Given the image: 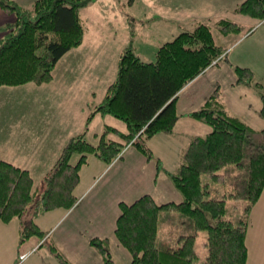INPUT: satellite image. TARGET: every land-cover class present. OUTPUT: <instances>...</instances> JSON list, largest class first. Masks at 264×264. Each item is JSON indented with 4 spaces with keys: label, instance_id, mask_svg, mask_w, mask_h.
I'll use <instances>...</instances> for the list:
<instances>
[{
    "label": "trees",
    "instance_id": "trees-1",
    "mask_svg": "<svg viewBox=\"0 0 264 264\" xmlns=\"http://www.w3.org/2000/svg\"><path fill=\"white\" fill-rule=\"evenodd\" d=\"M91 2L34 0L26 9L13 0H0V8L13 16L0 39V87L51 81L59 59L82 43L87 27L79 11ZM234 12L263 20L264 0H245ZM213 23L225 34L241 31L238 23L227 18ZM210 29L208 23H200L191 31L178 33L158 47L154 61H142L130 46L124 48L116 77L93 112L122 121L126 133L105 126L96 144L88 142L84 134L70 138L58 161L36 187L27 170L0 160V221L8 223L16 218L21 223L28 206L34 207L30 221L20 229V242L45 236L34 223L38 215L74 207L80 168L89 156L111 164L130 145L151 158L145 143L173 130L179 118L176 101L180 90L215 58L223 52V57L226 55ZM232 70L235 84L257 90L259 113L264 119V88L251 83L253 73L248 68L235 66ZM189 117L202 121L210 131L194 137L176 171H167L181 202L158 204L151 195L144 194L131 203H118L113 234L128 252L129 264H247L249 213L264 187V129H253L228 113L220 102L219 88L214 89L203 108ZM108 133L117 140L107 139ZM75 155L79 158L72 164ZM203 176L225 187L221 196H211L210 183ZM243 200L248 202L243 203V218L227 219V201ZM203 231L207 252L201 262L195 241ZM104 243V238L89 240L103 257L102 264H115ZM48 250L57 263L71 264L55 247L50 245Z\"/></svg>",
    "mask_w": 264,
    "mask_h": 264
},
{
    "label": "crops",
    "instance_id": "crops-1",
    "mask_svg": "<svg viewBox=\"0 0 264 264\" xmlns=\"http://www.w3.org/2000/svg\"><path fill=\"white\" fill-rule=\"evenodd\" d=\"M13 1L19 2V0ZM168 1L163 0L158 8L162 15L166 17V22H168L165 24L169 28L168 32L165 31L167 35V41L165 42L172 40L180 32L193 30L200 23H213L222 18L233 20L240 27L248 25L250 26L248 30L250 32L253 30L255 24H258L250 18H242L233 12L237 5L244 0H176L178 4L181 3V6L178 7L173 2L174 0L170 3ZM182 1H184V5ZM171 3L174 7H169ZM11 21H13V16L5 13L0 8V39L5 26ZM86 27L82 43L66 52L59 59L53 68L50 82L41 85L27 83L19 86L0 87L1 97L6 95L12 96L14 91H26V93L31 94L30 106H28L30 111L26 113L27 116L21 117V115H17L6 118L2 117L0 113V160L27 170L33 179V184H37L52 168L66 141L85 130L84 123L87 121L86 119L92 111V107L99 103L96 93H99L100 100L104 97L106 88L115 79L119 57L126 47L127 38L124 37L121 42H115L113 38L116 35H112L110 31L109 35H107L88 26ZM128 34L129 31L126 32V37H128ZM108 36L109 39L107 38ZM227 37L224 35V39ZM113 43L114 47H112ZM229 53L225 50L227 58L225 63L228 68L224 72L227 78L229 73L227 86L221 89L217 81H215V85L218 84L219 86L220 102L226 111L233 115L231 108H234L233 103L235 104L237 100H241V91L239 89L242 85L235 84L234 73L232 74L233 71L231 72L234 66L231 65L228 59ZM194 87H191L189 84L178 94L176 108L180 118L173 130L168 134L155 135L147 142L151 158H147L138 150H136V155L133 154L134 158L138 161H140V157H145L146 162L143 163L144 166L149 161L152 162L150 170L151 188L149 191H143L134 200L144 194L151 195L158 204H164L161 200H163L165 194L176 200L168 202L178 203L182 200H179L182 198L181 195L173 189L174 187L170 186L167 171H176L182 162L184 150L192 138L205 136L209 132V129L203 125L196 124L195 128L197 131H192L190 127L183 129L180 125L192 126V123L196 120L190 118L189 114L202 106L214 89V87L213 89L212 87L205 89V86H202L204 88L201 89L203 94L198 96L192 92ZM245 87L249 91L254 90L250 85ZM23 93L21 92V94ZM12 98L14 97L12 96ZM89 103H93L91 107H89ZM259 110L260 105L258 114ZM237 117L243 121L247 120L241 117V115ZM96 118L97 116H94L91 122L96 120ZM248 118L251 119L250 116ZM254 121L258 123L259 128L257 129H264V120H262L263 122H258L254 118ZM247 122L251 123L249 120ZM103 127L104 125H99L100 130ZM112 128L116 129L115 127ZM125 130L126 126L122 131H118L124 133ZM95 135L93 134L94 138H96ZM165 139L171 142L165 143ZM98 161L95 157H88L87 163L82 166L79 183L74 192L79 203L73 209L70 211L61 209L49 211L37 219L40 229L44 226L46 230L47 222L50 223L48 226H55L61 220L67 217L71 218L73 213H79L80 215L77 220L71 222L69 218L70 221L68 220L61 228L62 231L59 230L58 236H54L53 242L58 246H61V243L66 245V242L62 238L63 235H66L70 238L68 242L73 241L75 243L78 236H74L72 229L74 227L79 228L80 224L86 223L91 227L90 230L83 229L84 232L86 231V235H83V240L90 251V254L85 258L86 264L103 263V257L91 248L89 244L90 238H104L114 250L121 247L113 234L115 220L118 215V203H126V198L134 196V193L137 192L135 189L123 194L114 189L113 185H110L109 180H107L95 192H89L92 195L89 197L88 190L93 185L96 175L88 173L86 168H89L90 164L95 162V169L99 168L100 170L97 164ZM159 193L163 197H160ZM109 206L113 210L110 221L107 213ZM90 210H94V213L87 215V211ZM263 222L264 187L258 201L249 214L246 234L247 264H264V238L258 232L261 228H264ZM109 230H111L110 235ZM40 244L43 245L40 242H35V244L20 243L17 225L16 227H12L10 223L2 224L0 222V264L25 263L41 247H39ZM259 246H262L261 250ZM251 247H254L253 250ZM32 249L35 250L31 252ZM253 252H255V255H253ZM70 260L72 259L70 258ZM28 264H57V262L51 255H46L45 258H37Z\"/></svg>",
    "mask_w": 264,
    "mask_h": 264
},
{
    "label": "rangeland",
    "instance_id": "rangeland-1",
    "mask_svg": "<svg viewBox=\"0 0 264 264\" xmlns=\"http://www.w3.org/2000/svg\"><path fill=\"white\" fill-rule=\"evenodd\" d=\"M33 1L34 0H19V2L17 3H18V6L21 8L30 9ZM162 1L163 0H92L91 3H89L87 6L83 7L82 9H80L79 17L85 22L86 26H88L91 29L101 31L103 33H106L107 35H109V31H110L112 35H116L115 38L112 37L113 39H115L114 40L115 42H121L122 38L124 37L127 38V42L125 46H128V47L130 46L133 49L134 53H136L142 61H154L156 50L158 49L160 45H162V43L167 41V35L165 34V31L168 32L169 30V28L165 25L168 23L165 20L166 17L162 15V13L158 10L160 3ZM172 1L173 0H169L168 3ZM173 2L175 3L176 7L181 6V3L178 4L176 0H174ZM182 3L184 5V1H182ZM239 5H237V7ZM169 7H174V6L171 3L169 4ZM235 14H237V16H241L242 18L244 17L250 18L253 20V22L256 21L258 24H255L251 32L248 31L250 26L242 25L240 27L241 28L240 32L228 33V34L223 33L225 36H228L226 39H224V35L219 31L218 27L214 23H208V22H204V23H208V25L210 26L211 28L210 30L213 35L215 43L222 46L225 50H227V53L230 52L228 54V59L231 65H233L234 67L237 66V67H242V68H248L253 73L251 83L253 84L258 83L264 88V19L258 20V19L246 16V15H242L238 13H235ZM128 31H129V34L127 35L128 37H126V32ZM107 38L109 39V36ZM114 43L112 47H114ZM223 55H224V52L222 53V55H220V57L215 58L210 63L209 67L205 69L203 73H201L191 82L186 84L181 90H183L186 86L190 84L191 87L195 86L192 92L196 93L198 96H201L203 94L201 89H204L202 88V86L203 87L205 86V89H208L210 87H212V89L213 87L214 89L219 88L218 84L215 85V81H217L220 84L221 89L226 87L228 79H229V73H228V78H227L224 72L228 68L225 63L227 60L225 59L226 56L223 57ZM232 71L233 70H231V72ZM116 74H117V69H116ZM116 74H115V77H116ZM233 77L236 79L234 74H233ZM245 86H248V85H242V87L239 89V91H241V94H240L241 100H237L235 104L233 103L234 108H231V113L237 116L241 115V117H243L244 119L251 121L250 123V122H247V120L245 121L242 120L245 123L247 122L246 124L250 126L251 128L257 129L259 128V126H258V123L254 121V118H256L258 122H263L262 120H264L263 117L260 115V113L258 114V108H259V105L261 106V101L259 99V95H257L256 93L257 90L253 86H250L254 89L251 91H249V89H246L247 87ZM108 87L105 90V94H106ZM214 89L212 90L211 94L213 93ZM21 92H24V93L21 94ZM21 92L14 91L12 94L14 98H12V96L10 95L1 97L2 93H0V113L2 117L8 118L10 116L15 117L17 115H21V117L27 116L26 113L30 111V108L28 106H30L31 94L26 93V91H21ZM96 98L99 101V103L96 104L98 106L99 104L102 103V101L104 100V97L100 100L99 93L97 92ZM92 104L93 103H91L89 107H91ZM204 104L194 111L195 112L199 111L201 108H203ZM96 105L92 107L91 112H93ZM85 111L87 112L86 109ZM91 112L89 113V115L91 114ZM94 116H97V118L96 120L91 122ZM249 116L251 117V119L248 118ZM192 119L196 120L194 123H192V126L180 125V127L183 129H185V127L187 128L190 127L192 131H197L195 126L196 124H199V125L205 126L210 131V128L205 123H203L202 121H199L198 119H194V118ZM248 123L251 124L252 126L249 125ZM84 124H85V128H84L85 130L80 134H84V137L87 139V141L93 144H96L99 141L100 135L103 134L105 131L104 130L105 125L115 127L116 129L120 131H122L125 128V124L122 121L114 118L111 115H103L98 112H95L92 115L89 122L85 121ZM99 125H102V126L104 125V127L101 128L100 130ZM86 130H89V131L86 132ZM126 132L127 131L125 130L124 133ZM93 134H96L95 135L96 138L93 137ZM164 134H168V133H164ZM78 135H75V136H78ZM106 138L117 140V137L112 133H108L106 135ZM69 140L70 139L66 141L64 146L67 144ZM164 142L168 143L171 141L165 139ZM64 146L62 147L58 157L56 158L55 163L58 161ZM145 147L148 148L147 143H145ZM133 154L136 155V149L128 145L124 149L121 159H118L117 157L112 161L111 164H104V163H101L99 160L97 164L100 167V170L99 168L95 169L94 167L95 162H93V164H90L89 168H86V170L88 173H91V174L94 173L96 176L94 178L93 185L88 190V193L95 192L97 188L100 187L107 180H109L110 185H113L114 189H117L118 192H122L123 194H126L127 192H130L136 189L137 192L134 193V196H130L126 198L127 199L126 203L133 202L135 197H137L138 195H141L143 191H149V189L151 188V183H152L150 180V173H151L150 170L152 167V162L149 161V163H147V165L144 166L143 163L146 162L145 157L144 156L140 157V161H138L134 158ZM89 157L94 158L95 156H89ZM78 158H79L78 155L73 156L71 159V163L72 164L76 163L78 161ZM96 159L98 160V158ZM164 165L166 164L164 163ZM235 174L236 172L233 173V175ZM203 180L210 183V190L212 191V194H211L212 197L221 196V194L223 193V189H225L224 186L212 184L207 176H203ZM37 184H33V186L36 187ZM169 184L173 188L171 181L169 182ZM38 189H39L38 193H41V190H42L41 187H38ZM90 193L88 195L89 197L92 196ZM159 196L163 197V195L160 193H159ZM181 199L182 198H180L179 200ZM171 200L176 201L173 197L168 196V194H165L163 200L161 201L165 203ZM78 203L79 202L77 198L74 206H76ZM243 203L247 204L248 202L244 200L243 202L227 201L226 218L232 221L236 220L237 218L242 219L243 218ZM29 206H28L29 211H27V214L25 213V215H23L21 219V223L16 218L11 219L8 223H3L0 221L2 224L10 223V226L12 227L14 226L16 227L17 225L19 239H20V229L22 225H27V223L31 219V215L33 214L34 207L32 206L29 207ZM71 209L66 210V211H70ZM87 212H88L87 215H90L94 213V210H90ZM107 213H108L109 221H110L111 215L113 214V210L110 206H109ZM170 213L173 214V210H170ZM42 215L43 214H40L37 217H35L34 223L37 224V219L40 218V216ZM79 215L80 214L77 212L73 213L71 215V218L67 217L66 219L58 222L55 226L53 225L48 226L50 223L47 222L46 227L48 230L47 229L45 230L44 226L41 228V230L45 234L43 238L32 236L28 240L23 241V242H26V244H29V243L35 244V242L36 243L44 242L43 245L40 248H38V250L35 248L37 251L34 252V255L30 257L27 261H25V263L23 264H28L30 262H33V260L37 258L42 259V258H45L46 255H51L48 250V248H50V245L52 247H55L62 254V256L65 257L71 264H86L85 258L88 256V254H90L89 253L90 251L83 240V235H86L85 234L86 231L84 232L83 229L90 230L91 228L86 223H82V225L80 224L79 228L74 227L72 229L74 236L76 237L78 236L77 241L75 243L73 241L68 242V239L70 238H68L66 235L62 236V238L66 242V245L61 243V246H58L57 244L53 242L54 236L55 235L58 236L57 234H59V230L62 231L61 228L66 224V222H68V220L70 221V219H71V222L74 220H77ZM262 225H264V222L262 223ZM97 230H100V229H97ZM260 230L258 232L264 238V228H261ZM110 234H111V230H109V235ZM205 240H206V233L205 231H203L199 233L195 241V251L197 252L199 261L201 262L204 261V258L207 252L206 246L204 245ZM23 242H20V243H23ZM104 244H105V247L108 249V251H110L111 256L113 257L112 259L114 260L115 264H129L130 263V256L124 248L120 247L114 250L112 246L108 244V242ZM91 248H93L94 251L97 254H99L98 251L94 247L91 246ZM253 248L254 247H251L252 250ZM259 248L261 250L262 246H259ZM263 248H264V243H263ZM34 250L32 249L31 252ZM253 255H255V252H253ZM70 258L72 260H70Z\"/></svg>",
    "mask_w": 264,
    "mask_h": 264
}]
</instances>
